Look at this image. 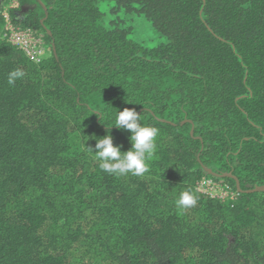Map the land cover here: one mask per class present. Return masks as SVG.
<instances>
[{"label": "trees", "instance_id": "1", "mask_svg": "<svg viewBox=\"0 0 264 264\" xmlns=\"http://www.w3.org/2000/svg\"><path fill=\"white\" fill-rule=\"evenodd\" d=\"M14 1L48 54L26 58L0 14V264H264V0ZM125 108L159 129L142 177L85 148L130 150Z\"/></svg>", "mask_w": 264, "mask_h": 264}, {"label": "clouds", "instance_id": "2", "mask_svg": "<svg viewBox=\"0 0 264 264\" xmlns=\"http://www.w3.org/2000/svg\"><path fill=\"white\" fill-rule=\"evenodd\" d=\"M24 76L25 72L17 68L8 74L7 83L13 86L17 80ZM139 121L140 114L134 108H125L116 115L112 127L131 133L129 136L131 148L127 152L122 153L120 146H114L110 134L97 139L94 148L85 147L88 152L95 154L99 168L103 172L115 176L131 174L136 177H142L149 172V162L156 157V140L159 129L152 126H142ZM93 139L95 138L93 137ZM197 200V196L192 191L186 190L180 194L176 201V207L183 212L195 207Z\"/></svg>", "mask_w": 264, "mask_h": 264}, {"label": "built area", "instance_id": "3", "mask_svg": "<svg viewBox=\"0 0 264 264\" xmlns=\"http://www.w3.org/2000/svg\"><path fill=\"white\" fill-rule=\"evenodd\" d=\"M16 6V5H15ZM14 6V7H15ZM5 18L6 26L5 30L8 32V39L13 43L19 46V48L25 53L27 58L35 63L41 62L43 58H41V44L38 40L34 39L33 36H30L27 32H20L17 29H14L11 22L7 25L8 21ZM42 47V46H41ZM195 190L203 195L225 199L229 195V189L227 186L221 187V185L217 184L211 178H201L195 184ZM221 193H218V191ZM232 194H230L231 196ZM230 198V197H229Z\"/></svg>", "mask_w": 264, "mask_h": 264}, {"label": "rangeland", "instance_id": "4", "mask_svg": "<svg viewBox=\"0 0 264 264\" xmlns=\"http://www.w3.org/2000/svg\"><path fill=\"white\" fill-rule=\"evenodd\" d=\"M15 6V1L14 0H10L9 1V3H6L5 5H4V8L0 11V14H2L3 16H5L6 17V19L7 20H9V16H10V14H9V12H8V10L10 9V8H12V7H14ZM9 22H10V20L8 21V23H7V25H10L9 24ZM11 26V25H10ZM153 29V28H152ZM154 30V29H153ZM146 31H149V28H145V30H138V31H136V36H135V38H136V40H142L143 38H142V35L143 34H145V32ZM40 34V33H39ZM40 35H42V34H40ZM40 42V41H39ZM40 48H41V58H45V56L48 54V51H47V49L46 48H43V47H41L40 46ZM24 55H25V53H24ZM26 56V55H25ZM26 58H27V56H26ZM204 178V177H203ZM218 193H221V191L219 190L218 191ZM232 198H234V195L232 194L231 196H230V199H232Z\"/></svg>", "mask_w": 264, "mask_h": 264}, {"label": "water", "instance_id": "5", "mask_svg": "<svg viewBox=\"0 0 264 264\" xmlns=\"http://www.w3.org/2000/svg\"><path fill=\"white\" fill-rule=\"evenodd\" d=\"M264 191V187H259V188H256V189H254L253 191Z\"/></svg>", "mask_w": 264, "mask_h": 264}]
</instances>
